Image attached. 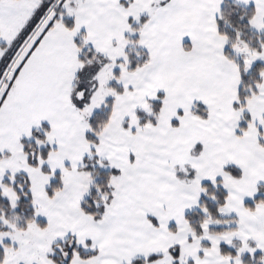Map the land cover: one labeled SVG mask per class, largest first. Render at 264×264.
I'll list each match as a JSON object with an SVG mask.
<instances>
[{"label":"snow or ice","instance_id":"obj_1","mask_svg":"<svg viewBox=\"0 0 264 264\" xmlns=\"http://www.w3.org/2000/svg\"><path fill=\"white\" fill-rule=\"evenodd\" d=\"M0 264H264V0H0Z\"/></svg>","mask_w":264,"mask_h":264}]
</instances>
